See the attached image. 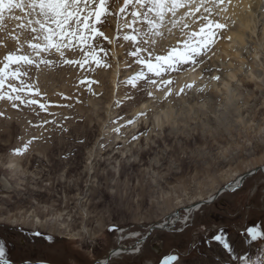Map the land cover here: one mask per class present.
I'll use <instances>...</instances> for the list:
<instances>
[{"label": "rangeland", "instance_id": "rangeland-1", "mask_svg": "<svg viewBox=\"0 0 264 264\" xmlns=\"http://www.w3.org/2000/svg\"><path fill=\"white\" fill-rule=\"evenodd\" d=\"M251 1L256 4L246 10L250 22L244 43L227 36V31L242 26L240 22L216 19L217 12L209 16L214 23L226 24L217 31L213 49L221 44L228 52L240 51L246 67L255 60L264 64V0ZM106 7V15L96 24L104 36L91 42L95 59L85 57L74 43L63 49V57L53 49L32 55L35 62L22 66L27 75L21 79L33 88L24 93L25 99H37L46 110L6 96L0 100V245L5 258L14 263L163 264L174 255L173 264H246V260L264 264V236L253 240L247 231L256 227L264 232V172L250 175L240 188L203 205L188 223L182 222L186 211L176 204L180 199L187 205L199 195L207 197L228 187L229 174L264 165V71L260 91L254 84L239 87V104L248 102L247 109L241 116L227 115L230 122L217 120L219 111L216 117L212 112L215 104H207L210 112L186 111L178 98L189 87L184 86L183 92L173 88L177 75L188 67L162 72L163 79L172 81L168 86L172 94L166 95L164 86L147 83L152 78L159 84L161 77L148 73L132 55L139 49L138 55L147 59L145 48L159 56L180 47L184 39L180 27L172 34L159 32L152 37L154 44L150 40L145 45L140 34L148 25L141 23L142 17L131 24V5L125 13L120 12L124 0H106ZM14 13L24 15L18 9ZM125 21L131 26L125 27ZM6 23L7 29L0 31V67L9 54L29 53L27 31L18 27L24 21ZM203 23L197 20L198 25L190 24L186 31L198 32ZM153 30L158 32L157 26ZM125 35L136 39L125 40ZM221 61L219 72L224 74L233 67L230 62L239 59L225 55ZM17 67L11 65L9 70ZM204 69L203 79L208 81L214 74ZM141 70L146 78L134 80ZM8 83L19 86L18 80H10L0 94L10 91ZM201 85V91H211L210 83ZM221 100H215L217 105ZM144 104L146 109L141 110ZM167 104L176 105V127H154L155 115ZM142 121L135 135V124ZM227 122L229 131L224 130ZM11 163L16 170L9 168ZM175 212L180 220L173 227L150 231ZM37 218L42 225L35 224ZM73 233L79 238L73 239ZM146 234L150 237L141 243ZM217 235L231 251L215 239ZM119 246L127 253L109 258Z\"/></svg>", "mask_w": 264, "mask_h": 264}, {"label": "snow or ice", "instance_id": "snow-or-ice-1", "mask_svg": "<svg viewBox=\"0 0 264 264\" xmlns=\"http://www.w3.org/2000/svg\"><path fill=\"white\" fill-rule=\"evenodd\" d=\"M116 3H119V0H116ZM129 5L133 8L131 24H136L142 17L141 23L148 25L147 30L140 34L141 43L145 45L150 40L153 44L155 43L152 37L157 32L153 30V27L163 25L168 13H171L172 17H175L178 8L185 7L189 9L185 13V16L191 17V19L181 17L180 21V31L184 36V39L179 42L180 47H174L166 52V54L159 56L153 55L152 52L145 48L144 51L148 52L147 59L138 55L139 49L137 52L132 53L133 56L137 57V63L145 65L148 73L154 74L155 77H161L159 84L156 79L152 78H147V83L155 87L164 86L166 88V95L172 94V89L168 87L172 81L163 79L162 72L179 71L184 66L195 70L200 65L210 61L211 56L209 54H215L213 52V45L217 31L226 28V24L224 23H214L212 20H209L212 9L218 7L216 0H124V7L120 8V12L125 13ZM201 8H203V12L200 11ZM16 9L20 10L24 15H15L14 10ZM107 11L106 0H0V31L7 29L8 24L6 21L23 20L24 23L19 24L18 27L21 30L27 31L25 42L29 48L28 54L18 55L13 53L5 57L3 67H0V89H3L5 83L10 80H18L19 86L8 83L10 91L0 94V100L6 96L9 101H19L30 105L39 104L41 109L46 110L45 105L39 103L37 99H25L24 93H32L33 88L21 79L22 75H27L26 72L21 71L22 66L31 65L35 62L31 58L32 55L40 56L42 52L51 53L53 49L63 57V49L72 47L74 43L75 46H79L80 51L84 53L85 57L90 56L92 59H95V49L91 42L95 36H104V33L97 29L96 24L101 22V17L105 16ZM197 13H199V16ZM197 20L204 22L200 25L199 31H186V29H189V25L196 24ZM170 23L173 27L177 25L175 19L171 20ZM124 26L130 27L131 25L125 21ZM136 31L139 33V29H136ZM15 39L19 42L20 36L15 37ZM124 39L135 40L136 36L125 35ZM32 41L39 42L33 43ZM97 46H99L98 42ZM21 48H23V45H21ZM64 62L73 63L67 60ZM84 62L87 61L85 60ZM96 62L99 63V61ZM41 63L52 64L53 61L42 60ZM75 63H81V61H76ZM11 65L20 67L10 71ZM204 70L211 72L212 68L208 67ZM145 78L146 73L144 70H141L133 79ZM215 79H219V77H215ZM187 87H191V85ZM183 91L184 89L181 88L180 92ZM35 94L39 95L38 88L35 90ZM149 95L151 96L152 93L149 92ZM247 231L253 240H256L259 236H264V232L259 231L256 227H250ZM215 239L224 243L225 248H229L228 243L224 241L221 235H217ZM231 250L229 248V251ZM5 256V248L3 245H0V264H9ZM176 259L177 257L174 255L167 256L163 264H173V261H176ZM251 264H261V262L258 260L251 262Z\"/></svg>", "mask_w": 264, "mask_h": 264}, {"label": "bare ground", "instance_id": "bare-ground-1", "mask_svg": "<svg viewBox=\"0 0 264 264\" xmlns=\"http://www.w3.org/2000/svg\"><path fill=\"white\" fill-rule=\"evenodd\" d=\"M255 2L256 1H254L252 3L251 0H216L218 7H215L212 9V14L217 12L216 14L219 15V18H216V19H220L221 21H224V22L231 21L233 19V20H237L242 25L239 28H236L234 30H232L230 28L231 30L227 31V36L230 37L231 40H234V41L240 40L241 43L245 42V39H244V36L246 34L245 29L249 26V22H250V16L248 15L247 11H251L250 9L252 8V6L254 5ZM258 4H257V7H258ZM222 9H223V11H221ZM201 10H203V8H201ZM188 11H189V9H187L185 7H180L176 10V16L175 17H172V14L168 13V15L165 17L166 22L163 25H156L157 26L156 31H158L157 34H160L159 32H164V31H167L166 34H169V33L172 34L171 32H173V30H175V29H177V31H178V29L180 27L181 17H184L187 19L189 18V20L191 19V17L185 16V13ZM197 15L199 16V13H197ZM205 15H207V14H205ZM214 16H216V15H214ZM173 19H175V21L177 22L176 27H173L172 24L170 23V21ZM197 25L198 24H196V26ZM196 26L194 27V29L197 28ZM213 52L215 54L214 55H212L211 53L209 54L211 56V60L208 61L207 63L200 65L195 70H191L189 68H186L183 72L178 74L177 75V84H176V86H174L173 89L175 91H180V89L183 88L184 86L191 85L192 88H190V87H189V89L186 88L188 91H186V93L184 95H182L180 98H178L180 104H183V103L185 104V106L182 108L183 109L185 108L186 111H190V112L195 111L196 108H198L199 110H202V111L203 110L208 111L209 109H211L210 106L215 104L212 112H214L215 117H216L218 115L217 112L219 111L218 113H220V114L217 116V120H219V122L220 121L223 122V121L227 120V117H228L227 115L237 114V116H241V114H244L246 112L245 109H247V108H245L244 106H245V103H248V102H245V103L243 102L242 105L239 104V101L241 100L240 99L241 94H240V91H238V89H239V87L244 86L246 84H248V85L254 84L256 86V91H260L261 87H262V83H263L262 76H263V71H264V64H262L263 62L261 63V61L255 60L253 66L246 67V65H244L246 60L244 59V57L240 51L234 50V52H228L227 49H225V47H223L221 44L214 47ZM258 54H259L258 51L255 52L256 57L258 56ZM225 55L236 56V58L239 59L240 63L239 62H237V63L230 62V65L233 67L229 71H227V73L221 74L219 71L223 68V65H224L223 61H221V60L224 59ZM221 56H223V59H220ZM220 61L222 63V66L220 64ZM235 64H237V65H235ZM209 66L210 67L215 66L219 70L215 69V71H212L211 74H214V76L211 77L210 80L207 81V79H203L204 74H202V69H204L205 67H209ZM221 72L223 73V70ZM219 75H222V77L218 80L215 79V77L219 76ZM113 82L116 83V78L113 79ZM202 83H210L211 91L210 90H209V92H203V90L201 91L200 89L203 87V85H201ZM201 99L202 100L205 99V100L201 102L200 101ZM218 99H222V100L217 105L215 100H218ZM179 103H176V105ZM207 104L208 105L211 104V105L208 106ZM176 105L175 104H167L166 109H164L161 112H159L158 114H156L154 121H153L154 127L157 126L161 129H163L166 125H169L173 128L176 125L174 116H176V114H178L177 112H175V108H176L175 106ZM140 109L141 110L146 109V105L145 104L142 105V107H140ZM209 112H210V110H209ZM210 117H212V116H210ZM227 121H229V120H227ZM241 121L244 122V119ZM142 123H143V121L141 122V125H139V123L135 124V130H134L135 135L138 134V132L142 129V127H143ZM145 125H146V123H145ZM227 125H229L228 122H227V124L224 123V127H225L224 130L229 131L230 128H227ZM117 141L122 142V140L119 138ZM14 165L15 164L11 163L9 165V168L16 170V167H14ZM253 169H255V170L252 171ZM246 171H247L246 173L254 172L252 174H256L258 171L264 172V165L259 166L258 169H257V167H253V168H249ZM246 173H237L236 172V173L229 174L228 180H230V183L228 184V187H225V186L220 187L215 192H213V193L211 192V194H209V196L206 195L207 197H203V196L199 195V196L195 197V199H193L192 201H189V203L187 205H185V204L183 205V202L180 201L181 199L179 201H177L176 204L177 205L180 204L179 207L180 208L183 207L184 211H186V217L182 220V222L188 223V221L192 219L191 217L193 216V214L196 211L201 209L203 205L210 203V202L204 203L208 199L214 198L213 200H215L216 198H218L220 195L226 193L227 191H233V190L238 189L241 186H243L244 181L247 180L246 178L247 177L249 178V176H250L249 174H247V176H244V174H246ZM235 187H237V188H235ZM220 191H221V193L218 195V193ZM181 202H182V204H181ZM179 217H180L179 214L176 212L171 214L170 216L167 217V219L164 221V223L156 225L157 228H152V232L156 229H161V230L170 229V227H173L180 220ZM35 222H36L35 223L36 225H42V223H43V221L40 220V218H37ZM153 227H155V226H153ZM71 237L73 239L79 238L77 233H73ZM148 237H150V235ZM141 239H143V238H141ZM141 239H139V241L141 243H143L145 239H143L142 241H141ZM136 241H138V240H136ZM121 249H124V248H121ZM117 250L118 249H115L112 252L113 255L109 254L108 255L109 258L116 257V255H117L116 251ZM121 253H127V251L122 250ZM129 253H131V252H129ZM105 258H107V257H105ZM28 262H30L31 264L35 263L32 261H28ZM106 262L107 261H105L103 263H106ZM21 263H23V262H20V264ZM10 264H16V263H14L13 261H10Z\"/></svg>", "mask_w": 264, "mask_h": 264}, {"label": "water", "instance_id": "water-1", "mask_svg": "<svg viewBox=\"0 0 264 264\" xmlns=\"http://www.w3.org/2000/svg\"><path fill=\"white\" fill-rule=\"evenodd\" d=\"M252 173H254V172H249V173H246V174H244V176H247V174H249V175H251ZM235 188H237V187H235ZM221 193V191L218 193V195ZM214 199V198H213ZM213 199H209V200H207V201H205L204 203H206V202H211V201H213ZM152 228H157L156 226L155 227H152ZM152 228H151V230H152ZM110 255H113V253H111ZM9 264H10V261H9ZM16 264H20V263H16ZM21 264H31L30 262H23V263H21ZM33 264H50V263H45V262H35V263H33ZM94 264H96V263H94Z\"/></svg>", "mask_w": 264, "mask_h": 264}, {"label": "built area", "instance_id": "built-area-1", "mask_svg": "<svg viewBox=\"0 0 264 264\" xmlns=\"http://www.w3.org/2000/svg\"><path fill=\"white\" fill-rule=\"evenodd\" d=\"M150 231H152L151 229H150ZM150 234V233H149ZM148 234H146V235H144L143 237H141V238H143V239H145L144 240V242L146 241V238L148 237L147 236ZM147 236V237H146ZM137 237V236H136ZM120 248H118V250L116 251L117 252V255H116V257L118 256V254H120L121 252H122V250H125V249H121V248H123V246H119ZM120 251V252H119ZM104 261V260H103ZM101 264H107V263H103V262H101Z\"/></svg>", "mask_w": 264, "mask_h": 264}, {"label": "flooded vegetation", "instance_id": "flooded-vegetation-1", "mask_svg": "<svg viewBox=\"0 0 264 264\" xmlns=\"http://www.w3.org/2000/svg\"><path fill=\"white\" fill-rule=\"evenodd\" d=\"M46 263V262H45ZM51 264V263H50Z\"/></svg>", "mask_w": 264, "mask_h": 264}]
</instances>
